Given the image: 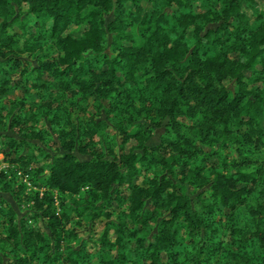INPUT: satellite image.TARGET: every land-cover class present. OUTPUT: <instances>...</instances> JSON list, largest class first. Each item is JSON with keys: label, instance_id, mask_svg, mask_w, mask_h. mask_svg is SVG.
Listing matches in <instances>:
<instances>
[{"label": "trees", "instance_id": "obj_1", "mask_svg": "<svg viewBox=\"0 0 264 264\" xmlns=\"http://www.w3.org/2000/svg\"><path fill=\"white\" fill-rule=\"evenodd\" d=\"M72 26L84 28L80 36ZM26 66L38 75L33 87L49 128L6 134L27 118L37 122L17 103L5 133L0 129V150L15 155L0 172V192L18 208L0 197V264H92L94 258L158 264L161 253L165 264H264V7L258 0H0V96L18 88L9 84L12 68L31 77ZM44 73L52 81H40ZM89 98L98 110L102 100L113 102L107 113L120 120L106 113L101 121L73 125L65 105L85 109ZM147 116L150 123L142 121ZM157 127L172 162L152 159L157 147L148 141ZM103 128L118 132L124 145L136 144L118 156L89 151ZM45 135L58 142L55 152L44 145ZM204 145L214 154L231 146L235 155L229 162L218 154L220 163L207 170ZM21 146L38 153H21ZM176 165L186 167L179 183ZM19 171L31 189L47 192L35 193L24 211L28 189ZM137 176L143 185L134 183ZM182 184L200 196L191 199ZM49 192L59 196L60 211ZM114 204L142 228L160 210L169 216L151 238L117 219L108 221L114 241L102 234L106 250L69 246L77 238L65 229L70 211L80 206L79 215L109 220ZM38 219L45 231L34 225Z\"/></svg>", "mask_w": 264, "mask_h": 264}, {"label": "rangeland", "instance_id": "obj_2", "mask_svg": "<svg viewBox=\"0 0 264 264\" xmlns=\"http://www.w3.org/2000/svg\"><path fill=\"white\" fill-rule=\"evenodd\" d=\"M258 2L264 7V0H258ZM83 27H71L72 34L76 37L80 36ZM37 60L33 59V63L37 65ZM22 67V66H21ZM27 67V72L31 77L23 75V72L21 73L20 68H12L10 70V74L8 75L9 79V84L16 82L18 84V88L15 90V92L11 93L10 95L6 96H0V118L2 121H0V129L2 130L4 128V125L9 122V118L11 117V110L12 107L15 106L17 103H20L24 109V111H29L30 113H34L35 116L37 117V122L35 123L34 120H31L30 118H27L25 123L22 125H17L13 129V132L8 131L6 134L8 135H13L16 136V133L20 132L22 129H42L43 131L47 130L49 128V125L47 124L48 121L47 118H44L41 113V105L43 102L36 93L34 89V84L38 83L37 78L38 75L36 73H32L31 67ZM22 69V68H21ZM246 76H250L249 73H246ZM40 81H52V78L50 74L44 73L43 76L41 77ZM66 97V96H65ZM50 102V101H49ZM52 103L51 106L52 108H56L58 105L54 102ZM102 108L99 110L94 108L93 106V99L89 98L87 101L88 106H85V109H77L73 106H66L65 105V110L64 113H67V115L70 117V121H72V124H76L78 122H85L88 123L87 121H101V119L105 118L107 110H111V106L114 105L113 102H110V100H102ZM102 111L103 115H100V112ZM28 112V113H29ZM62 114V113H61ZM108 114V113H107ZM109 117L115 118L116 122L120 120V116L116 112H111L108 114ZM28 116V115H27ZM118 118V119H117ZM142 121H147L150 123L152 121L151 117H145L144 120ZM179 122L182 125L189 124V122L185 119H179ZM263 129H264V122L262 123ZM165 127V125H163ZM67 129H71V127H68ZM136 128H132L131 131H134ZM144 129H147L145 127ZM3 133H5V130H2ZM163 131L162 128H156L154 132H152V137L148 141V144L150 146H156L157 149L153 153V160H156L159 157H163L167 159L169 162H172L171 159V153L169 152V149L166 148V145L160 144V135L161 132ZM108 132V133H107ZM55 142L57 141V136H54ZM136 142L131 139L129 140L125 145L122 142V136L118 134V132L114 131L113 129L110 130L109 128H103L101 131H98L97 134L94 136L93 140L90 142L91 148L89 151L95 150L96 153H99L100 155H107V152H109V155H120V153H125L127 150L134 146ZM44 145L49 149L50 151L55 152L56 148L58 146L57 144L54 143V141L51 139L50 136L45 135V142ZM101 145V146H100ZM204 153L207 156V162L203 165L207 170L211 167H216L220 161L218 159V154H220L221 157H225L229 159L231 162V159L234 157L235 153L234 150L231 148V146H228L227 148L224 149H218L216 148L215 151H217V154L213 153V148L204 145L202 147ZM10 151L5 148L4 151L0 150V172L6 168L9 167L8 161L10 159H13L15 157L14 154L10 153V155H6ZM12 152V150H11ZM20 152L21 153H27L32 155L33 153H38V150L34 146H29L25 148L24 146L20 147ZM81 158H85L82 157ZM32 169H35L37 165L32 162L30 165ZM152 171H147L144 172L143 174L145 176H152L153 171L156 169L155 166L152 168ZM185 170L186 167L183 165H176L174 167V173H175V181L176 183H179L182 181L183 176L185 175ZM143 178L137 176L134 179V183L143 185ZM32 188V187H31ZM183 193L187 194L191 199H197L200 196V190H194L193 188H190L184 184H182V190ZM35 193H39L41 196L42 194L47 193L45 189L39 186H34L31 191H25L23 195V205L21 210L24 211L26 210L29 205H31V197L35 195ZM127 194V191L124 190L122 193V196H125ZM210 195V192L207 191L203 193L202 198L206 199ZM49 196L54 199L55 206L57 207V210L60 211L59 209V196L55 192H49ZM86 198V195L75 197V200L80 202L82 199ZM68 200V198H67ZM66 200V201H67ZM12 207L15 208V210H18L16 204L13 202L11 197L8 195L7 200H6ZM69 202L71 200H68ZM148 208H152V206L149 204V201L146 203ZM123 207H119L116 204L113 205L112 211L114 213L113 216L108 220L105 217L98 218L96 220H90L88 216L81 214L79 215V212L81 211L80 206L77 208L76 211H70L72 212L71 216V221L66 224L65 229L67 231H75L77 234V238L73 241H70L69 246L72 248H79L80 245H84L85 249L88 253L90 254H96L99 250H102L104 247L103 243L101 242V237L104 231H107V238L110 241H114L115 236H114V229L108 224V221H116L117 219H121L120 221H125L126 225H128V229L132 233L137 232L141 236H145L147 238H151L154 234L157 232V227L159 223H161V220L163 218H166L169 216V213L167 211H158L157 216L155 217L154 220H149V224L145 227L142 228L138 224H134L130 219L128 218H123L122 216V210ZM35 226L36 228H40L41 230L45 231L44 229V224L41 219L36 220ZM3 225V223H2ZM111 227V228H110ZM2 231V230H1ZM134 238H132V243H131V248H135V242ZM0 248H2L0 246ZM66 248V242L62 244V249L64 250ZM107 248H105L106 250ZM137 249V248H136ZM111 255L116 254L115 250L110 251ZM157 263L158 264H165L166 263V255L165 253H161L159 256L156 257ZM96 258L92 260V264H96Z\"/></svg>", "mask_w": 264, "mask_h": 264}, {"label": "built area", "instance_id": "obj_3", "mask_svg": "<svg viewBox=\"0 0 264 264\" xmlns=\"http://www.w3.org/2000/svg\"><path fill=\"white\" fill-rule=\"evenodd\" d=\"M18 178L20 179V182H22L24 185H26L28 191L31 189V182L29 180V176L27 174L22 173L21 171L18 172Z\"/></svg>", "mask_w": 264, "mask_h": 264}, {"label": "water", "instance_id": "obj_4", "mask_svg": "<svg viewBox=\"0 0 264 264\" xmlns=\"http://www.w3.org/2000/svg\"><path fill=\"white\" fill-rule=\"evenodd\" d=\"M7 196H8V194H2V193L0 192V197H3L4 199L7 200Z\"/></svg>", "mask_w": 264, "mask_h": 264}, {"label": "flooded vegetation", "instance_id": "obj_5", "mask_svg": "<svg viewBox=\"0 0 264 264\" xmlns=\"http://www.w3.org/2000/svg\"><path fill=\"white\" fill-rule=\"evenodd\" d=\"M162 133V132H161ZM149 145V144H148ZM81 158V157H80Z\"/></svg>", "mask_w": 264, "mask_h": 264}]
</instances>
